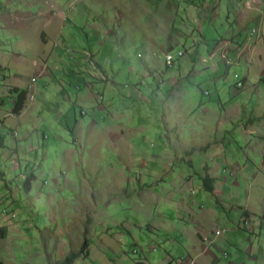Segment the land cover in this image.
Returning a JSON list of instances; mask_svg holds the SVG:
<instances>
[{
    "label": "rangeland",
    "instance_id": "1",
    "mask_svg": "<svg viewBox=\"0 0 264 264\" xmlns=\"http://www.w3.org/2000/svg\"><path fill=\"white\" fill-rule=\"evenodd\" d=\"M240 8V0H0V115L14 108L15 86L28 91L23 114L0 123V262L56 264L87 239L88 258L73 264H264V148L247 146L236 123L211 144L220 166L197 153L214 129L199 123L217 118L202 117L201 105L220 113L219 97L244 99L247 116L262 115L253 108L264 71L251 68L257 93L236 85L248 73L238 65L244 45L223 40L212 57L232 28L245 38L252 27L239 29ZM230 155L246 165L237 179ZM184 201L224 222L206 227L199 245L195 223L179 234Z\"/></svg>",
    "mask_w": 264,
    "mask_h": 264
},
{
    "label": "crops",
    "instance_id": "2",
    "mask_svg": "<svg viewBox=\"0 0 264 264\" xmlns=\"http://www.w3.org/2000/svg\"><path fill=\"white\" fill-rule=\"evenodd\" d=\"M241 2L244 4V8H240V10L237 11V14L235 17L236 23L238 24V27H240L239 29L241 30L247 27V26L245 27V24L247 23H251L252 27L248 29L245 35V38L242 37L243 35L241 34V32L236 33L234 29L232 28L233 33L229 32L227 36L221 37L217 50L212 55V57L216 56V54H219L218 51L223 48L222 47L223 40H228V42H231L232 44L234 43L233 45L235 44L244 45L241 48V50H238V54L240 53L244 54V56L241 58V61H238V65L243 64L247 68L248 73H247V76L244 77L243 79L241 77L240 78L241 80H243V83H245L246 87L244 89L249 88V92L253 91V93H257V90H254L257 87H255L253 84L250 83L249 75H250L252 66L256 64L258 65V68L260 69L261 75L264 71V56H263V59L260 58V56H262L261 54L264 52V8H263L264 4H263V1L261 0H240V3ZM207 21H208V18H207ZM252 31H255V32L258 31V33H255L253 37ZM41 36H44L46 38L45 32L41 33ZM245 45H250V47L246 48ZM221 57L224 59L223 54L221 55ZM226 63L230 64V62H227V61ZM262 79H263V75H262ZM252 85L254 87H252ZM242 86L243 85H240V88ZM15 87L19 89H24V88L17 87V86ZM236 91L239 93L241 90L237 89ZM219 98H220L219 103L222 105V110L220 111V113L218 112L216 113V110L212 107H206V105L200 106V109L204 111L202 117H204V115H211V116L216 115L217 116V118L211 119L213 120L212 123H201V122L199 123V125L203 127L210 126L211 124L214 125L213 127L214 129H211V127L209 128L210 133L208 135L211 136L212 138L211 142H209L208 144H205L202 147L201 151L197 152V153L205 155L206 159H208L207 164L210 168H213L214 165L216 167L220 166L221 163L219 162V159L221 158V156H223L222 154H219L217 152L211 153V150H210L212 148L211 144L212 143L220 144L222 141H224V135L230 134L231 133L230 127L235 126L236 123L241 124L243 131L245 132L244 139L247 140V146H250L251 148L255 147V149H257V146L254 145V141H256L258 147L264 148V146H261L264 143V128H263L264 126V99H263L264 96H258L260 101H258L257 105L253 108L254 111L260 110L262 112V115L260 117H257L256 115H254V113H251L250 116L246 115L247 104L244 99H240L236 102H232L230 105V104L222 103V98L221 97ZM13 104L15 105L14 100H13ZM26 108H27V104H26L25 109L22 111L21 115L26 110ZM13 109L14 108H12L11 111L6 113L4 116L0 115L1 117H4V118L0 117V123L4 124L6 122L5 120L9 117V115H14ZM204 118L202 120H204ZM177 128L178 127L176 126L174 129H177ZM261 130L263 132H261ZM16 134H17V131L12 130V137L16 136ZM247 135L253 136V139H250ZM251 148L247 149V147H245L244 151L246 150L247 152H244L243 149H241L242 150L241 152H244L249 155H253L255 154V152H253ZM232 152L234 153V150H232ZM247 162H250V159H248ZM226 165L229 166L232 174L235 172L233 176L236 179L239 176H241L240 174L244 172L245 167H246V165L243 164L242 161H239L237 159L236 155L234 156V158H233V155H230L229 159H227ZM195 203L196 202H193V201L191 203H187L184 201V204L186 206L185 213H187L189 217L188 218L186 216L181 217V219H183L184 226L180 230L179 234L182 233V235L186 236L190 232L188 223L190 221L195 223L199 227L195 228L197 238L194 239V244L199 245L203 243L202 241L203 231L206 229V227L212 229L217 225L218 226L223 225L224 222L222 219H220L218 213L211 207L205 208L204 206H199L200 209L197 212H194V209L192 207ZM239 207H240L239 209H242L241 206ZM217 208L219 209L218 206ZM247 210L248 209L245 208L243 210V214L245 212L248 213ZM211 214L215 216L216 220L215 222L207 223L209 219V215L211 216ZM192 215L194 217H192ZM228 220L230 221V219ZM195 232H194V235H195ZM192 250L198 251V248L193 246Z\"/></svg>",
    "mask_w": 264,
    "mask_h": 264
},
{
    "label": "trees",
    "instance_id": "3",
    "mask_svg": "<svg viewBox=\"0 0 264 264\" xmlns=\"http://www.w3.org/2000/svg\"><path fill=\"white\" fill-rule=\"evenodd\" d=\"M11 94L12 96H14V100H15L13 114L16 116H20L22 111L25 109L27 101H28V91L21 90L19 88H14L11 90ZM4 141H5V138L3 136H0V148L1 149L5 148ZM200 179L203 181L204 188L207 192L209 193L215 192L214 183L216 182V180L214 178H212L208 173H205L203 176L200 177ZM33 180H35L34 175H31L30 177L27 178V181L24 187V190L26 193L30 192L31 182ZM244 215L246 217L249 216L247 212H245ZM243 223L247 225L246 222L243 221ZM88 249H89V241L85 239L81 246V250L79 252H75V251L71 252L63 261L57 262L56 264H73L80 257V254H83L86 258H88L89 256ZM0 264H3V263L0 262Z\"/></svg>",
    "mask_w": 264,
    "mask_h": 264
},
{
    "label": "built area",
    "instance_id": "4",
    "mask_svg": "<svg viewBox=\"0 0 264 264\" xmlns=\"http://www.w3.org/2000/svg\"><path fill=\"white\" fill-rule=\"evenodd\" d=\"M254 34H255V31H252L253 37H254ZM179 56L181 57V56H183V54L180 53ZM167 63L169 64L170 62H167ZM263 77H264V75H263ZM235 78L237 79V84L236 85H237L238 88H240V85H243V83H241L240 76L238 74H236Z\"/></svg>",
    "mask_w": 264,
    "mask_h": 264
},
{
    "label": "bare ground",
    "instance_id": "5",
    "mask_svg": "<svg viewBox=\"0 0 264 264\" xmlns=\"http://www.w3.org/2000/svg\"><path fill=\"white\" fill-rule=\"evenodd\" d=\"M169 60L171 61V60H172V58L170 57V58H169Z\"/></svg>",
    "mask_w": 264,
    "mask_h": 264
}]
</instances>
